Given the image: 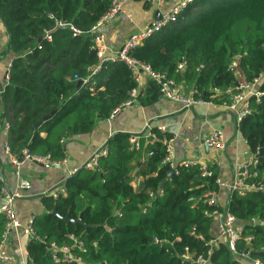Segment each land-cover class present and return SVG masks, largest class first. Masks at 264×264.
<instances>
[{"label":"trees","instance_id":"obj_1","mask_svg":"<svg viewBox=\"0 0 264 264\" xmlns=\"http://www.w3.org/2000/svg\"><path fill=\"white\" fill-rule=\"evenodd\" d=\"M114 1L0 0V19L9 34L0 57L14 55L0 122L10 124L7 145L17 158L22 159L28 148L33 157L64 162L62 141L90 133L138 87L132 69L120 59L103 62L100 72L83 82L100 62L94 29ZM144 3L152 6L151 1ZM58 21L68 25L59 27ZM71 25L81 33L74 34ZM48 31L52 41L45 38ZM130 56L178 82L195 81L196 96L209 100L214 88L225 92L236 85L238 69L246 81L264 75V0H195L176 22L132 48ZM235 59L236 70L231 66ZM180 62H186L184 74L177 70ZM150 80L147 95L140 98L142 105L158 98V86ZM259 87L264 92V79ZM221 98L229 96L223 93ZM252 108L239 128L256 154L250 170L258 176L250 181L264 184V95L259 102L252 99ZM129 137L114 134L104 145L108 154L99 158L95 169H79L56 198L45 197L46 212L34 218L35 237L27 244L25 264H186L179 257L185 247L206 253L215 234V221L206 211L213 208L202 201L193 207L190 199L219 190V168L213 166V175L204 177L197 165H179L169 177L171 166L163 162L167 149L158 142L139 169L143 180L136 189L131 181L138 154L130 150ZM3 188L0 180V200ZM228 208L245 225L244 236L253 235V256L264 262V192L233 193ZM54 209L62 216H81L83 222L65 223ZM7 221L0 213V244ZM76 240L83 247L73 249L72 262L54 260L51 244L70 246ZM244 247V242L239 244L241 250ZM0 264L17 263L0 260ZM210 264L246 263L221 240Z\"/></svg>","mask_w":264,"mask_h":264},{"label":"crops","instance_id":"obj_2","mask_svg":"<svg viewBox=\"0 0 264 264\" xmlns=\"http://www.w3.org/2000/svg\"><path fill=\"white\" fill-rule=\"evenodd\" d=\"M145 1L119 0L122 10L116 15L100 21L94 32L95 34L104 33L106 35L108 56L119 52L130 35L139 32L157 18H161L174 4L181 0H165L163 5L152 2L150 8L145 6ZM185 19L183 18V20ZM8 43L9 34L0 19V52L7 49ZM13 59L12 52L0 57V119L5 112L2 95L4 86L9 82L6 77L9 68L10 78ZM150 81V78L143 74V84L136 88L139 94L132 105L122 108L116 115L113 116L112 114L107 120H99L90 133L65 138L62 143L67 159L57 165L49 162L41 163L26 160L21 167L20 174L17 175L15 161L20 159L15 153L7 151L8 131L5 130L4 123L0 122V180L4 182L8 192L19 194L15 207L22 224L20 229L10 235L7 245L4 246L6 253L11 256L12 262L24 264L27 244L31 238L25 233V229L31 218L46 212L43 203L45 197L51 196L50 193L54 190L63 191V184L68 177L74 174L76 170L81 169L116 133L130 134V140L134 133L142 132L140 141L143 149L140 151L133 150L130 146V150L136 151L138 154V161L132 172L134 175V180L131 181L133 186H137V184L140 186L143 177L138 175L139 169L151 157L149 152L153 151L152 146L158 142L165 145L167 149V141H170L172 146L171 158L175 165L187 160H199L213 166L216 165L219 168V178L226 182H232L238 167L246 163L252 164L255 156L241 130H238L234 113L222 106L223 102L228 99L223 100L221 95H217L212 98L213 102L205 101L204 103H197L191 108H184L181 103L172 101L159 92L156 101L142 105L140 98L147 95ZM177 83L182 85L186 94L196 92L195 81L183 79ZM160 127H164L166 132L163 133ZM216 132L222 136L224 148L216 149L208 147L204 143L206 136ZM154 135L157 139L151 142ZM42 136H46V133L43 132ZM139 163L140 165H138ZM169 177L171 176L169 175ZM135 179H138V182H135ZM22 181H28L30 187L21 189ZM134 188L137 189L138 187ZM227 195L226 190L219 193L222 207H225ZM3 202L2 197L0 204ZM191 202L193 204V201ZM213 230L214 236L217 235L218 230L215 222ZM177 240L180 239L177 238ZM186 248L188 247H185L184 251Z\"/></svg>","mask_w":264,"mask_h":264},{"label":"built area","instance_id":"obj_3","mask_svg":"<svg viewBox=\"0 0 264 264\" xmlns=\"http://www.w3.org/2000/svg\"><path fill=\"white\" fill-rule=\"evenodd\" d=\"M149 1L155 2L158 5H163L165 2V0H149ZM194 1L195 0H181L177 2L159 20L153 21L151 24L147 25L139 32L130 35L125 41L121 50L110 56L107 55L108 47L106 45V35L104 33H97L94 37V46L97 48L100 62L91 70V72L86 78H83V82H89L91 79H93L100 72L103 62L107 60H113V61L118 59L125 60L126 63L129 65V67L132 69L134 78L139 83V85L143 84L142 77L143 74H145L147 77L155 81L160 93H162L163 95L166 96V98L172 101L181 103L184 108H191L193 105L197 103H204L205 101L213 102L212 98H215L217 95H221L223 93L229 95L230 98L227 101H224L222 106L225 107V109H228L234 113L238 130H240L239 127L241 122L253 112L252 99H255L257 102H259L260 98L264 95V92H261L260 91L261 89L259 87V84H261L264 79V75L258 76L253 81H246L245 75L238 69L237 70L238 81L236 82V85L233 88H229L225 90V92H223L218 88H214L213 90L214 95L212 96L211 99L206 100L201 97L198 98L196 96L197 91L191 94H186L185 90H183L182 88V85L178 84L177 81L174 78L170 77L167 73L155 72L151 69L149 65L144 64L130 56V51L132 50V48L138 45H142L152 35H154L157 32H160L161 30H163V28H165L169 24L176 22L179 16L181 15V13L183 12V10ZM121 10H122L121 3L119 2V0H115L114 7L104 18L106 19L111 16H114ZM67 25L68 24L66 23L58 21L59 27H64ZM71 28L74 34L81 33V31L78 28L74 27L73 25H71ZM45 38L49 41H52L53 36L51 31L46 32ZM231 66L234 70H236V68L238 67V63L236 59L233 60ZM185 68H186V62H180L177 70L181 72ZM6 78L9 79V68ZM138 94L139 92L136 89H134L131 92V97L121 106H119L114 110L113 116L116 115L122 108L132 105L133 101L138 96ZM4 128L6 131H8L10 128V124L5 123ZM160 130L163 133L166 132V129L164 127H160ZM141 135L142 132H139V133H134L131 136L130 146L133 150L140 151L143 149L142 143L140 141ZM156 139L157 137L154 135L153 139H151V142H154V140ZM167 142H168L167 144L168 155L163 161L165 164H169L175 170H177L179 165H185V166L197 165L200 167L202 176L209 177L213 175L214 173V170L212 168L213 165L200 162L199 160H187L179 165H175L172 162V158H171L172 146L170 144V141ZM204 143L208 147H213L216 149H221L225 147L222 136L217 132L206 136V138L204 139ZM7 151H9L8 146H7ZM153 152L154 151L149 152L150 156L153 155ZM107 154H108L107 148L103 146L90 158L88 162H86V164L83 167L88 170L95 169L99 164V158L101 156H106ZM254 156L255 159L253 160L251 165H254L257 162L256 154H254ZM26 160L38 161L41 163L49 162L50 164L53 165L58 164L55 162L51 163L48 157H43V158L33 157L32 155H30L29 149L25 148L23 150V158L15 161L17 175L20 174L21 167L23 166ZM251 165L246 163L238 167L232 182H226L218 177L217 178V184L219 186L218 191L208 193L200 198H196V197L191 198V201H193V206H197L199 202L202 201L203 203H206L213 208L212 211H206V214L214 219L218 230V234L215 235L214 238L207 243V245H209V249L204 254L192 253L188 248H186L184 253L179 255L182 262L186 264H210L212 254L219 249L221 240H224L226 241L232 253L238 258H240L242 261H244L246 264H264V262L260 258L253 256V252H254L252 245L253 235L244 236L245 225L242 224L241 222L239 223L237 217L234 214H232L228 208L229 201L232 198L233 193L246 195L248 194V192L251 191L264 192L263 183H260L258 181H254V182L250 181L252 177L258 176L257 173L251 172L250 170ZM138 186L139 184L133 187H138ZM29 187L30 184L28 181H22L21 189L23 188L26 189ZM224 190L227 191L228 195L225 198V207H222L219 200V193L223 192ZM50 195L56 198L58 196V193L57 191L54 190L52 193H50ZM18 196L19 194L17 192H8L4 186L3 188L4 202L0 204V213L5 214L8 221L3 234L4 240L2 244H0V260L2 262L12 261L11 256H9L6 253L4 246L7 245L10 235L14 231L22 227V224L17 216V211L15 207V202ZM254 222L256 221L254 220ZM33 223H34V218H31L29 220V224L25 229V233L30 237H35V232L32 226ZM242 242L245 243V247L241 250L239 248V244ZM156 243L163 245L164 241L156 240ZM75 247L82 248L83 242L81 240H76L75 244L70 246L69 245L58 246L55 243L50 245V248L52 249L53 258L57 262L61 260L72 262L74 260L73 249Z\"/></svg>","mask_w":264,"mask_h":264},{"label":"water","instance_id":"obj_4","mask_svg":"<svg viewBox=\"0 0 264 264\" xmlns=\"http://www.w3.org/2000/svg\"><path fill=\"white\" fill-rule=\"evenodd\" d=\"M159 19H160V18H157V20H159ZM41 39H42V38H41ZM41 39H40V40H41ZM81 84H82V81H79V82H78V86H80ZM48 118H49V116H46V117L44 118V120H45V119H48ZM40 123H41V122H38V123L36 124L35 127H38V125H39ZM138 165H140V163H139ZM82 168H83V167H82ZM82 168H81V169H82ZM77 171H78V170H77ZM174 173H175V169H172V170L170 171L169 175L172 176ZM53 213L56 214V215L58 216L59 220H62V221H64L65 223H73V224H77V223H82V222H83L81 216H79L77 219H75V218H70V217H67V216H62V215L58 214V212H57L55 209L53 210ZM256 223L259 224L260 221L257 220ZM49 247H50V246H49Z\"/></svg>","mask_w":264,"mask_h":264},{"label":"bare ground","instance_id":"obj_5","mask_svg":"<svg viewBox=\"0 0 264 264\" xmlns=\"http://www.w3.org/2000/svg\"><path fill=\"white\" fill-rule=\"evenodd\" d=\"M261 91V90H260ZM261 92H263V91H261ZM135 182H138V179H135Z\"/></svg>","mask_w":264,"mask_h":264}]
</instances>
